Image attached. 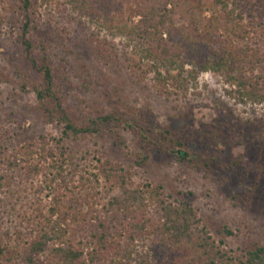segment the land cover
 <instances>
[{
    "label": "rangeland",
    "instance_id": "obj_1",
    "mask_svg": "<svg viewBox=\"0 0 264 264\" xmlns=\"http://www.w3.org/2000/svg\"><path fill=\"white\" fill-rule=\"evenodd\" d=\"M34 1L37 57L41 62L47 57L52 65L54 90L74 123L97 125L100 130L67 141L70 169L78 174L92 171L102 160L114 170L111 181H103L91 199L98 209L110 196L121 194L125 177L128 184L150 186L155 191L149 194L153 201H159L160 192V200L190 202L202 226L228 251L241 254L264 246V103L231 97L224 78L214 72L191 79L188 66L181 72L161 67L158 78L155 61L146 56L138 40L79 17L65 0ZM178 2L173 33L180 37L196 20L199 33L206 34L214 9L201 13L190 0ZM229 8L243 30L228 40L220 30L224 37L217 50L224 51L232 41L236 47L264 55V0H229ZM23 21L19 0H0V165L4 172H15L16 167L9 169V160L20 166L31 161L28 148L37 147L41 136H61L64 129L45 112L46 105L57 115L54 100L44 105L34 90L43 81L25 57ZM165 39L169 50L173 41L167 33ZM106 116L118 120L105 123ZM173 139L183 146H174ZM179 151L186 154L184 159ZM40 180L17 178L11 190L0 192V236L5 243L15 240L19 231L29 234L28 219L40 209L47 211L51 198L38 192ZM77 192L91 191L81 187Z\"/></svg>",
    "mask_w": 264,
    "mask_h": 264
},
{
    "label": "trees",
    "instance_id": "obj_2",
    "mask_svg": "<svg viewBox=\"0 0 264 264\" xmlns=\"http://www.w3.org/2000/svg\"><path fill=\"white\" fill-rule=\"evenodd\" d=\"M178 1L181 0H65L79 17L142 43L146 56L157 65L158 78L162 76L161 67L181 72L188 66L191 79H197L202 72H214L224 78L231 97L264 103V55L259 50L236 47L232 41L224 51L216 48L223 43L220 30L224 29L227 40L243 30L234 17L235 11L229 8V0H190L191 7L201 13L213 8V16L208 20L206 34L199 33L195 20L192 29L184 28L180 37L173 33L179 17ZM19 9L24 16L21 43L25 57L42 75L43 82L34 90L44 105L48 99L54 100L57 115L46 105L45 112L64 129L61 136H41L37 147L30 146L27 153L32 160L25 161L24 166L9 160V169L20 167L14 168L16 175L4 172L0 165V192L11 190L17 178L41 177L38 192L51 198L46 212L40 209L28 219L24 228L29 234L19 231L9 244L0 236V264H264V246L257 245L241 254L228 251L218 246L202 226L190 202L160 200V192L159 201H153L149 194L155 191L150 186L128 184L125 177L121 179V194L110 196L98 209L91 199L103 181H111L114 170L99 160L94 170L84 169L78 174L70 169L67 141L96 134L99 127H78L74 123L54 90L52 65L47 57L41 62L35 53V1L19 0ZM136 16L140 17L138 21ZM165 33L173 41L169 50ZM117 120L114 116L102 118L105 123ZM172 141L174 146H183L181 141ZM178 153L184 159L186 154ZM81 187L91 192H77Z\"/></svg>",
    "mask_w": 264,
    "mask_h": 264
},
{
    "label": "water",
    "instance_id": "obj_3",
    "mask_svg": "<svg viewBox=\"0 0 264 264\" xmlns=\"http://www.w3.org/2000/svg\"><path fill=\"white\" fill-rule=\"evenodd\" d=\"M182 154H184V153H182Z\"/></svg>",
    "mask_w": 264,
    "mask_h": 264
}]
</instances>
